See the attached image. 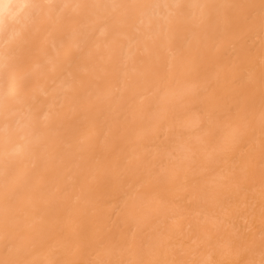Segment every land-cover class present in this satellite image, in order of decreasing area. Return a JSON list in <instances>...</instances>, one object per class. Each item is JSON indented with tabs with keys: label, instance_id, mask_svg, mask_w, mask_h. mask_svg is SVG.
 Listing matches in <instances>:
<instances>
[{
	"label": "bare ground",
	"instance_id": "obj_1",
	"mask_svg": "<svg viewBox=\"0 0 264 264\" xmlns=\"http://www.w3.org/2000/svg\"><path fill=\"white\" fill-rule=\"evenodd\" d=\"M0 264H264V0H0Z\"/></svg>",
	"mask_w": 264,
	"mask_h": 264
}]
</instances>
